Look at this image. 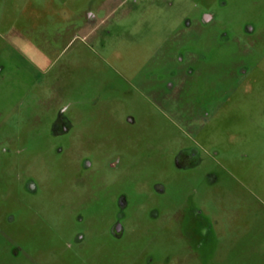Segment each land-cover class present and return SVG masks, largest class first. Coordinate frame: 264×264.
<instances>
[{"label":"rangeland","instance_id":"rangeland-1","mask_svg":"<svg viewBox=\"0 0 264 264\" xmlns=\"http://www.w3.org/2000/svg\"><path fill=\"white\" fill-rule=\"evenodd\" d=\"M0 264H264V0H0Z\"/></svg>","mask_w":264,"mask_h":264}]
</instances>
